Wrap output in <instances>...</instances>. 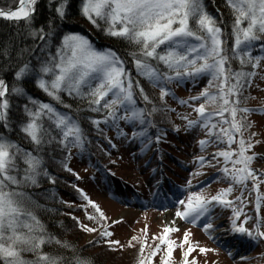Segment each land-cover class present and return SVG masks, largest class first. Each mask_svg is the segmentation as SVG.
Segmentation results:
<instances>
[{
	"label": "snow or ice",
	"instance_id": "1",
	"mask_svg": "<svg viewBox=\"0 0 264 264\" xmlns=\"http://www.w3.org/2000/svg\"><path fill=\"white\" fill-rule=\"evenodd\" d=\"M36 4L37 0H19L16 9L0 10V17L16 22L23 20L31 36L46 40L51 36L50 31L43 28L36 30L31 26ZM226 5L234 15L229 33L233 40L230 48L222 39V28L206 11L203 0H81V15L96 27L103 21L106 27L102 30L106 35L123 39L137 49L131 53L136 74L143 77L152 88L159 89L161 104L165 103V97L173 95L168 85L175 83L178 86L185 80L197 81L201 77H209L208 87L198 96L189 98L193 102H203L193 108L197 114L196 119H189L187 115L181 117L186 121L183 130L187 133L199 128L205 133L207 138L198 141L201 151H205L210 145H215L218 150L208 156L197 157L195 163L200 167L216 169L220 178L230 181L231 184L210 199L199 193L189 192L186 200L178 201L183 206V211L177 210L175 215L194 226H200L198 222L204 218L206 222L202 224V228L207 233L215 230L216 225L212 223L215 217L212 212L217 205L224 209L230 208V232L247 235L255 240L264 238V231L260 230L261 222L264 221V217L260 216L264 194L259 191L264 184V172L253 168L252 164L256 160H264V152L248 154L255 146L252 138L256 133L249 131L252 124L247 115L253 109L240 105L247 102L249 97L245 93L252 86V78L257 76L255 70L264 63V56H253L251 53L255 42L264 41V0H226ZM66 7L67 0H61L55 7L57 17L61 20L67 16ZM0 54L6 56L7 48L0 50ZM237 59L239 70L232 67V61ZM123 65L124 62L114 51L97 52L87 39L76 34L65 35L56 53L39 69L43 74H50L51 81L46 83L40 78L37 86L68 110L71 105L63 102L60 93L86 97L91 111L104 112L103 120L90 121L102 141H107L112 148L117 147L105 135V129L101 127L103 124L108 128L114 127L117 136L129 140L130 143L139 140L143 145L141 151H144L150 145L166 140L167 134L163 129L157 130L154 140L148 134L149 128L156 127L148 117L164 109H158L154 105L140 81L134 82ZM248 68L252 70H246ZM28 70L29 65L26 63L15 72V80L19 81ZM213 88L216 89L215 92L212 91ZM135 89H139V96L146 105H154L150 110L136 106ZM21 91L19 87L10 89L5 80L0 79V125L6 129L11 128L9 97L20 94ZM29 103L33 108L24 105L27 119L21 121L20 132L32 145V150H25L0 134V264H73L72 259L41 251L42 245L53 241L61 248L69 249L71 246L45 234L35 213L13 186L19 189L29 183L37 185V178L41 175L48 177L51 183L56 182L44 168V157L41 154L46 146L54 143L61 152L67 153L59 162L62 169L76 175L78 180L81 179L69 167L68 161L72 157L73 148L83 152L90 141L73 116L57 111L49 103H40L37 106V102L31 98ZM180 103L192 107L189 101ZM45 118L50 122L48 127H45ZM121 121L132 127L130 138L120 127ZM137 125L140 126L139 130H136ZM172 130L181 131L175 125ZM245 133H248L247 139ZM256 143L264 141L258 140ZM221 145L227 147L221 148ZM233 145L236 147L233 148ZM221 158L223 166H220ZM18 161H22L26 167L21 170ZM21 171L23 175H20ZM193 175L199 176L202 173L197 171ZM249 180L252 182L250 191L256 193L255 218L243 213L244 201L241 196H237L235 201L227 198L233 191V185L238 184L244 190H249ZM187 186L192 187L191 180L187 181ZM73 187L76 188L75 185ZM76 191L86 201L80 205L85 210V218L95 222L97 226L83 224L73 216L76 225L84 232L96 233L109 248L124 247L120 241L108 239L113 235L109 228L113 224H120L121 220H109L100 206L82 189L76 188ZM89 207L94 210L92 214L87 211ZM252 220L254 229L250 230L245 224ZM175 231H179V228L165 227L164 235L153 237L159 243L147 256L144 255L145 243L138 236L130 237L127 247L135 249L139 244L140 256L137 264H153V258L161 250V245H166L167 256L161 258V264H170L174 241L168 238V234ZM189 235L186 230L181 241V246L188 245L187 250L182 252V264H197L196 259H189L190 254L196 251L189 243ZM207 251L210 249H199L200 253ZM26 252L32 253L35 259L25 260L23 254ZM74 264H90V261L76 257Z\"/></svg>",
	"mask_w": 264,
	"mask_h": 264
},
{
	"label": "trees",
	"instance_id": "2",
	"mask_svg": "<svg viewBox=\"0 0 264 264\" xmlns=\"http://www.w3.org/2000/svg\"><path fill=\"white\" fill-rule=\"evenodd\" d=\"M18 1L19 0H0V10L12 9L17 5ZM60 2L61 0H37V4L34 6L35 11L32 16L31 26L36 30L43 28L45 31H50L51 36L46 40H40L39 36L35 38L31 36L28 26L23 20L16 22L0 17V50L4 48L8 50L6 56L0 54V79H4L10 89L12 87H19L22 90L20 94L10 95L11 108L9 112V122L11 128L6 129L0 125V134L18 143L23 149L31 151L32 145L24 139V134L20 132L21 121H26L27 119L24 114V105L27 104L29 108H33V105L29 103V98L35 100L37 106L40 103L51 104L57 111L66 112L77 119L84 129L85 135L88 141H90L86 144L84 150L86 158L93 164L89 166V168L93 167L96 169L94 179H98V182L95 183L97 185L101 180L99 177L102 176L101 178L105 179L111 178L110 173L112 174V172L105 171L106 165L116 163L114 158H112V153L116 148L109 146L107 141H102L101 137L96 133L94 127L90 123L93 119L103 120L104 112L97 113L91 111L86 97L69 96L67 92H62L60 96L63 102L71 105L70 110L65 109L62 104L57 103L43 89L37 86V80L40 78H45L46 83L50 82L49 75L41 73L39 69L50 56L56 53L65 35L82 34L89 39L96 49L114 51L124 62L123 66L126 68L127 72L131 74L132 80L134 82L139 80L141 86L145 88V91L153 100L154 105L158 109H164L163 111L158 110L152 116L148 117L156 125L155 128H149L148 130V134L152 136L153 140L155 139V134L158 129L166 131V140L157 144L161 151H169V145L174 143L172 139L175 136L180 138L183 134L181 131L175 132L172 130L174 125L179 126L177 121L179 122L180 119H178L177 107L180 106L184 110H187V113L181 115L180 118L184 115L196 114L193 108L198 106L199 103H202L203 100L193 102L189 100V98L192 97L190 96L185 100L178 99L175 107H172L166 102L170 97L167 96L165 97V103L161 104L159 100V89L152 88L143 77H139L136 74L131 53L137 51V49L123 39L106 35L102 30L106 27L103 21H100V26L96 27L90 23L88 19L84 18L81 15V0H67V7L65 9L67 16L63 20L59 19L55 12V7L58 6ZM203 3L206 11L217 20L218 26L222 28V39L226 42V46L230 48L233 44V40L229 36L234 20L232 11L226 5V2L222 0H203ZM251 53L253 56H264V41L255 42L251 49ZM26 63L29 65V70L19 81H16L15 72ZM232 67L235 70L240 69L238 59L232 61ZM259 69L260 67L255 70L257 76L252 78L253 83L251 87L254 86L256 89L258 88L256 83L259 81V74L262 73L261 70L259 72ZM246 70L251 71L252 69L248 68ZM201 78L207 83V86L201 89L202 91L208 87L209 77L205 76ZM183 82H189V84L192 85L196 83V81L191 80H185ZM256 85L257 87H255ZM177 87H179V85L177 86L175 83L168 85V88L173 94H176ZM135 91V99L137 100L136 106L138 108H147L150 110L154 105H146L139 96V89H135ZM212 91L215 92L216 89L213 88ZM200 92L194 95L198 96ZM245 95L249 98L246 103L240 106L253 109V111L248 114L260 108L264 109V100L255 97V94H249L248 91ZM180 101H189L192 107H189L188 104H181ZM44 124L45 127L49 126L50 122L47 118L44 119ZM101 127L105 129V135L112 139V142L115 144V139L118 138L116 129L114 127L108 128L103 124ZM120 127L127 134V128L131 126L121 121ZM139 128L140 126L137 125L136 130H139ZM132 131L133 129L131 127V133L128 137H131ZM246 134L248 135V133ZM213 146L217 148L215 145ZM225 146L226 145H221V148H225ZM154 148V145H152L151 150H154ZM175 152L177 153L176 150ZM41 154L44 157V168L47 169L50 176L55 178L56 182L51 183L48 177L41 175L37 178V185L29 183L19 189L13 186V189L21 193V198L33 210L47 236L54 237L71 246L69 249L61 248L53 241L52 243L42 245L41 251L49 255H61L66 259H72L73 264L74 258L76 257L88 260L90 264H137V260L140 256L139 249L138 251L137 249H133L135 252L131 253L132 251H122L116 247L109 248L108 245L98 237L97 240H94V243H90V245H86L81 241L82 236L87 232L82 231L72 219L73 216L77 217L76 207L72 204L75 203L78 205L84 201L79 192L76 191V188L82 190L83 188L76 178V175L64 171L60 166L59 162L64 159L67 153L61 152L59 147L54 143L50 146H46ZM177 157H179V155ZM74 158L75 156L72 152V157L68 161V165L76 173L73 168ZM18 165L21 170L26 167L22 161H18ZM13 174L15 175L16 173ZM20 175H23V171H21ZM174 179L178 180L177 177H174ZM73 185H75L76 188H74ZM23 258L28 261L35 259L34 255L28 252L23 254ZM127 258L129 260H127Z\"/></svg>",
	"mask_w": 264,
	"mask_h": 264
},
{
	"label": "rangeland",
	"instance_id": "3",
	"mask_svg": "<svg viewBox=\"0 0 264 264\" xmlns=\"http://www.w3.org/2000/svg\"><path fill=\"white\" fill-rule=\"evenodd\" d=\"M222 1L226 2V0ZM79 36L85 38L82 35ZM91 46L97 52L103 53L108 51V49H96L92 44ZM260 70L262 73L259 74V81L256 83L258 85V90L253 86L248 89V93L251 95L255 94V97L264 100V78H262L264 77V63L261 64L259 72ZM47 75H49L51 81L52 76L50 74ZM42 79L46 81L45 78ZM257 85L255 87H257ZM206 86L207 83H205L203 78L197 80L196 84L191 87H189V82H181L179 87L176 88V94L172 93L173 95L165 101L168 102L170 106L175 107L178 99L185 100L190 96H195L194 94H197ZM190 90H192V94ZM185 113H187V110H184L180 106L177 107L178 119L181 120H179V122L177 121V123L183 134L180 138L175 136L172 139L174 143H171L168 148L169 151L172 152L171 155L165 153V156H163L166 158L169 165L168 167L156 158V151L149 153L151 152V145L149 148L141 151L143 145L139 140L130 143L129 140L118 137L115 139L117 147L112 153V158H114L116 163L108 164L105 167V171H111L115 177L111 175L113 180L106 182L101 176L99 177L101 180L96 185L95 183L98 182V179H94L96 170H94L93 167L89 168V166L93 164L86 158L85 150L79 152L75 148L72 149L75 156L73 168L81 177L78 181L84 192L92 201L100 206L109 220H121L120 224H113L109 228V231L113 232V235L108 239L120 241L121 245H124V247L118 248L119 250H127V252L129 250L133 253L135 251L128 248L127 244L130 237L138 236L140 240L145 243L144 255L147 256L152 248L159 243V240H153V237L164 235L163 229L165 227L179 228V231L168 234V238L174 241V251L170 264H182V252L187 250L188 247V245L181 246V241L183 240L186 230L190 233L189 243L196 249V251L190 254L189 259H196L197 264H264V238H257L254 240L247 235L231 233L230 217L232 213L230 208L224 209L217 205L212 212V215L215 217V219L212 220V223L216 225L215 230L207 233L204 232L202 228V224L206 222L204 218L198 222L200 226H194L176 217L175 213L177 210L183 211V206L180 205L178 201L186 200L189 192H196L210 199L211 196L217 195L224 190V185L231 184L230 181L222 180L216 169L208 166L200 167L195 163L197 157L202 155L208 156L218 149L210 145L205 151H201L198 141L207 137L199 128L187 133L183 130L186 121L181 119L180 116ZM247 115L248 120L252 124L249 130L256 133L252 138V142L255 146L248 154L251 155V153L264 152V143H256L258 140L264 141V115L262 113L260 115L253 113ZM188 118L194 120L197 116L196 114H188ZM130 133L131 127H128L127 135ZM247 136L248 135L245 133V139H247ZM232 147L235 148L236 145ZM149 154H152L150 158L151 161L148 165L144 166L142 158H145V156ZM178 155L179 157H177ZM153 164L158 166L160 173L163 170H168L171 171L173 176L180 177L181 186L172 188L168 186V181H164L166 186V188H164L161 185V179L157 176V173H155V176L148 174L147 167ZM220 166H223L222 158ZM252 167L259 169L260 172H264V160L254 161ZM197 171L202 173V175L194 176L193 173ZM121 179L128 182L130 185H122ZM188 180L192 181L191 188L187 186ZM247 183L252 182L249 180ZM247 186L249 190L240 189L242 190L240 196L244 201L243 213L247 214L249 217L255 218L256 193L255 191H250L252 185L247 184ZM122 188H127L126 193L128 194H126ZM240 190L234 188V191H232L228 197H236ZM259 191L264 194V184L260 186ZM85 203L86 201L78 205L75 203L72 204L76 207L78 219L88 226H97L95 222L85 218V210L80 207V205ZM262 203L260 216L264 217V202ZM237 204L239 207L240 205L238 202ZM87 211L89 214H92L94 210L89 207ZM243 220L244 216L242 215L241 221ZM245 227L250 230L254 229V220L248 221ZM260 230L264 231V221L261 222ZM97 237L98 235L96 233H85L81 241L86 245H90V241L97 240ZM221 238H229L230 244H225L223 240H220ZM247 238L249 241H246ZM238 240H242L245 244L243 243V246L239 247L237 245ZM139 247L140 245L137 244L135 249L138 251ZM200 248L210 249V251L200 253ZM105 255L107 256L106 253ZM166 256L167 246L161 245V250L157 253V256L153 258V264H161V258ZM128 258L127 260H129Z\"/></svg>",
	"mask_w": 264,
	"mask_h": 264
},
{
	"label": "bare ground",
	"instance_id": "4",
	"mask_svg": "<svg viewBox=\"0 0 264 264\" xmlns=\"http://www.w3.org/2000/svg\"><path fill=\"white\" fill-rule=\"evenodd\" d=\"M219 234H221V233H219ZM220 240H223V242L225 243V244H230V239L229 238H224V239H220ZM246 241H249L248 239L246 240ZM243 243L245 244V242H243L242 240H238L237 241V245L240 247V246H243Z\"/></svg>",
	"mask_w": 264,
	"mask_h": 264
},
{
	"label": "water",
	"instance_id": "5",
	"mask_svg": "<svg viewBox=\"0 0 264 264\" xmlns=\"http://www.w3.org/2000/svg\"><path fill=\"white\" fill-rule=\"evenodd\" d=\"M18 4H19V3H18ZM18 4H17L14 8H12V9H13V10L16 9V8L18 7ZM9 10H10V9H9ZM4 11H7V10H4Z\"/></svg>",
	"mask_w": 264,
	"mask_h": 264
}]
</instances>
